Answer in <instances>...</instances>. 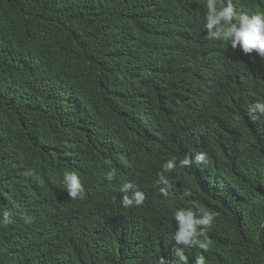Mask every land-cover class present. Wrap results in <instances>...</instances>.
<instances>
[{
	"label": "trees",
	"instance_id": "1",
	"mask_svg": "<svg viewBox=\"0 0 264 264\" xmlns=\"http://www.w3.org/2000/svg\"><path fill=\"white\" fill-rule=\"evenodd\" d=\"M206 11V0H0V211L14 213L0 225V264L175 259L170 241L144 257L168 228L125 233L141 211L122 207L119 192L112 210L80 204L63 173L101 188L105 168L139 156L148 172L136 182L152 205L154 166L201 151L207 163L167 175L220 213L207 264H264V116L247 118L264 99V58L236 57L209 116L192 111L205 63L236 52L196 47Z\"/></svg>",
	"mask_w": 264,
	"mask_h": 264
},
{
	"label": "clouds",
	"instance_id": "2",
	"mask_svg": "<svg viewBox=\"0 0 264 264\" xmlns=\"http://www.w3.org/2000/svg\"><path fill=\"white\" fill-rule=\"evenodd\" d=\"M206 15L202 38L196 47L200 48H232L236 52L233 59L206 64L203 77L198 81L202 91L194 94L192 108L200 117H208L214 108L217 94H223V85L227 80L228 71L235 73L237 58H248L257 61L264 58V0H206ZM224 48V50H225ZM264 116V99L251 103L247 108V118L255 122ZM139 156L115 163L102 173L106 178L101 188L89 184L86 179L81 180L77 171L69 170L63 173L62 183L70 199H89V204L108 207L112 210L114 192L120 193V203L124 208L141 211L142 217L134 223L128 222L124 232L129 235H142L149 232L156 225L162 224L170 231L166 236L157 239L154 245L144 247L147 251L144 257L149 259L157 247L165 242H171L175 248L172 256L175 259L161 257L159 264H207L205 255L212 250L218 239L216 221L220 213L214 209L198 207L189 193L180 189H173V180L167 175L177 168H190L193 164L207 163V153L197 152L185 155L177 160L175 156L155 165L158 171L154 184L158 188L159 197L149 205V194L140 190L143 188L137 180L143 178L148 169L140 170L134 162ZM32 175V170H29ZM144 189V188H143ZM96 210V208H95ZM107 216L100 214V221L91 217L89 221L97 226ZM14 222V213L9 209L0 211V225L7 226ZM29 222V221H26ZM112 221L107 222L108 225ZM143 247V246H142Z\"/></svg>",
	"mask_w": 264,
	"mask_h": 264
}]
</instances>
